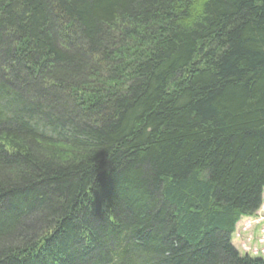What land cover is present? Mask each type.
Segmentation results:
<instances>
[{"label":"trees","instance_id":"trees-1","mask_svg":"<svg viewBox=\"0 0 264 264\" xmlns=\"http://www.w3.org/2000/svg\"><path fill=\"white\" fill-rule=\"evenodd\" d=\"M264 0H0V264H264Z\"/></svg>","mask_w":264,"mask_h":264},{"label":"rangeland","instance_id":"rangeland-1","mask_svg":"<svg viewBox=\"0 0 264 264\" xmlns=\"http://www.w3.org/2000/svg\"><path fill=\"white\" fill-rule=\"evenodd\" d=\"M233 243L242 254L264 257V192L263 204L255 216H244L237 223Z\"/></svg>","mask_w":264,"mask_h":264}]
</instances>
